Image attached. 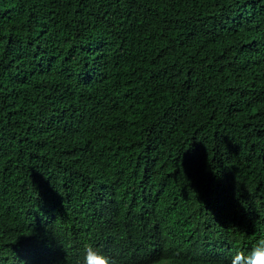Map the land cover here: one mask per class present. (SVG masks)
<instances>
[{
	"label": "trees",
	"instance_id": "16d2710c",
	"mask_svg": "<svg viewBox=\"0 0 264 264\" xmlns=\"http://www.w3.org/2000/svg\"><path fill=\"white\" fill-rule=\"evenodd\" d=\"M255 33L264 0H0V264H229L264 240V51L231 56Z\"/></svg>",
	"mask_w": 264,
	"mask_h": 264
},
{
	"label": "clouds",
	"instance_id": "9594fccd",
	"mask_svg": "<svg viewBox=\"0 0 264 264\" xmlns=\"http://www.w3.org/2000/svg\"><path fill=\"white\" fill-rule=\"evenodd\" d=\"M251 1V0H249ZM222 22L224 24V21L222 19ZM258 41L260 44L258 46V50H256V47H253L254 42ZM262 51H264V40L263 36L259 35L258 33H255V35L247 40H245L243 43L239 44L236 46L232 52L231 56H234L236 53H238V57H240L242 60L249 62V57L253 54V58L260 54ZM250 80V79H249ZM96 123H91L90 127L96 126ZM65 136L71 145L73 149L76 150V147L74 143L71 141L68 133L65 131ZM164 142L161 140L160 137H158L157 142L155 143V147H160L163 146ZM77 151V150H76ZM161 156H163L162 153L153 155L150 157H145L142 158L143 163L148 166L154 162H156ZM62 192V190H60ZM87 193L98 198L101 200H115L117 199L113 190L107 189V188H102L101 190L99 189H89L87 190ZM53 199V195L50 199L48 209L50 210L51 208V202ZM117 232V226L114 225L111 228H109L107 232V236L114 234ZM34 251H38L37 247L34 248ZM194 257L199 258V259H204L205 254L204 253H199L195 255ZM226 257H228L227 262L229 261V264H264V240L260 241L256 246H254L247 254H245L243 251H238L236 252L233 256H230L228 254ZM8 258L12 259V262L10 264H21L19 263L20 257H19V251H16L13 253L11 256ZM82 264H111L110 257L102 253L101 251L97 250L95 247L89 245L85 249V255L83 258Z\"/></svg>",
	"mask_w": 264,
	"mask_h": 264
}]
</instances>
